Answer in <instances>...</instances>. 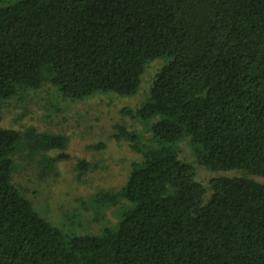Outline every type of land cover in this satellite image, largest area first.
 I'll return each mask as SVG.
<instances>
[{
  "label": "trees",
  "instance_id": "16d2710c",
  "mask_svg": "<svg viewBox=\"0 0 264 264\" xmlns=\"http://www.w3.org/2000/svg\"><path fill=\"white\" fill-rule=\"evenodd\" d=\"M154 61L147 97L121 111L149 139L115 125L139 158L91 197L118 211L98 234L53 224L15 181L38 152L40 178L56 174L67 138L0 128V264H264V0H0V120L45 85L70 102L133 96ZM92 168L77 162L78 180ZM198 168L244 176L203 183Z\"/></svg>",
  "mask_w": 264,
  "mask_h": 264
},
{
  "label": "rangeland",
  "instance_id": "374dc122",
  "mask_svg": "<svg viewBox=\"0 0 264 264\" xmlns=\"http://www.w3.org/2000/svg\"><path fill=\"white\" fill-rule=\"evenodd\" d=\"M162 65L161 61L149 63L138 92L130 97L108 94L70 102L62 100L52 86L45 85L4 103L0 128L24 131L32 127L37 132L61 135L68 140L64 151L68 159L57 163L56 174L49 178L39 176L42 152L18 160L20 166L15 181L42 216L66 232L79 235L98 234L104 226L117 222V208L95 211V207L90 206L91 197L98 189H120L130 165L139 158L126 142L113 138L114 128L116 124L124 125L128 131H135L148 141L149 125L133 121L121 115V111L135 109L143 103ZM180 147L182 156L192 162L189 142L184 141ZM59 154V151L48 153L52 157ZM82 160L93 168L78 180L75 167ZM234 176L244 175L198 168V179L203 183L213 177Z\"/></svg>",
  "mask_w": 264,
  "mask_h": 264
}]
</instances>
